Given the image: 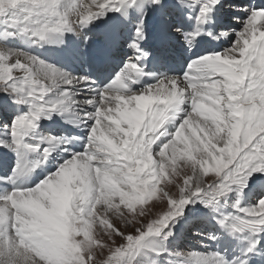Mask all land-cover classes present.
Returning a JSON list of instances; mask_svg holds the SVG:
<instances>
[{"label": "bare ground", "instance_id": "1", "mask_svg": "<svg viewBox=\"0 0 264 264\" xmlns=\"http://www.w3.org/2000/svg\"><path fill=\"white\" fill-rule=\"evenodd\" d=\"M19 1H24L21 7L29 10L20 7L12 12L13 3L0 14V71L11 74L6 91L12 87L13 92L5 95L26 102L6 101L12 121L23 116V111L31 116L39 113L40 120H32L38 125L35 129L25 122L21 135L34 150H23L19 155L11 134L12 124L9 127L0 118L1 214L23 210L24 201L35 193L33 199L49 208L36 223L46 227L52 237L55 234L62 238L66 228L60 214L66 199L80 213L97 200L95 187L100 182L106 189L111 186L106 176L111 172L110 159H105V151L97 147L99 143L92 142V133L106 129L104 124L117 127L115 145H127L131 151L146 153L153 162L170 167L175 176L169 191L170 203L177 195L189 201L205 185V178L222 166L218 163L229 153L224 150L236 144L240 130L244 135L241 158L247 163L243 165L239 160V165L259 178L252 186L264 185V173L259 172L264 165H258L264 159V122L260 127L253 126L257 120L264 121V77L260 74L259 52L264 47V10L256 13L253 31L237 38L252 10L264 9V0H244L242 4L239 0H220L203 21L198 17L205 0H162L159 5L152 0L137 1L87 25H81L72 12L64 17L65 25L61 16L45 9L36 12L34 1L16 2ZM91 3L92 0H61L58 11L64 13L72 4L81 7ZM242 9L244 18H239ZM37 14L45 17L39 24L35 22ZM58 26L61 30L53 32ZM138 29H142V37L137 35ZM40 32L47 38L42 40L37 34ZM243 61H249L254 73L249 72L242 81L232 79L241 75L235 69L244 67ZM192 62L194 67L189 68ZM128 63L140 67L142 74L129 72L120 83H111ZM98 64H102L100 70ZM30 100L35 104L30 106ZM237 109L239 115L234 114ZM212 120L214 130L209 124ZM47 130L55 133L46 135ZM161 147L177 168L167 166L165 158L155 154ZM119 158L124 157L120 154ZM115 165L132 167L119 162ZM152 166L157 165H146ZM101 167L107 169L106 175ZM244 191L250 193L247 187ZM123 193L119 187L113 195L122 197ZM103 198L108 209L123 211L122 200ZM151 203L150 210L158 211L157 204L165 201L154 196ZM216 210L226 209L218 203ZM204 215L216 225V231L202 244L203 249L192 258H181L180 264H264V206L254 215L250 227L220 223L221 219L212 212ZM51 217L53 221H49ZM7 222H0V264H36L35 250L27 247L34 242L31 235L17 241L14 237L8 239L3 236V231L10 228ZM25 229L28 230L26 226ZM32 229L39 231L36 226ZM59 245L62 247V241ZM47 247L40 248L45 255L60 251ZM35 253L40 255L39 251Z\"/></svg>", "mask_w": 264, "mask_h": 264}, {"label": "rangeland", "instance_id": "2", "mask_svg": "<svg viewBox=\"0 0 264 264\" xmlns=\"http://www.w3.org/2000/svg\"><path fill=\"white\" fill-rule=\"evenodd\" d=\"M16 1L0 0V14L6 12L7 7L13 3L11 5L13 7L12 12H15V9L20 8L21 3L24 2ZM32 1L35 2V0ZM137 1L144 2L147 0ZM239 2L242 4L244 0H239ZM225 8L233 9L227 6ZM21 9L28 11L29 7H21ZM43 9V7H37L36 5L34 7V10L39 13ZM239 15V18H244L243 9ZM44 20L45 17L41 14L35 16L37 24ZM234 38L235 36L233 35L231 40H234ZM10 77V73L0 71V100L2 94H4V101L0 103L5 105L0 106V118L10 124L9 127L12 124L13 128L14 122L10 117L11 109L7 106L6 101L15 99L5 95L10 93V91L13 92L12 87L6 91L9 86L8 83L12 81ZM14 103H17L16 100ZM29 104L32 106L35 102L30 100ZM22 114L30 116L29 120H34L28 111H23ZM263 122L262 120H257V122L253 123V126L260 127ZM209 124H211L210 128L214 130V120L210 121ZM103 127H106V129H95V132L98 131V133H92L95 136L92 142L96 145L106 142L100 146L97 145V147L105 151L104 155L107 156L105 159H110L109 164L112 166H109L108 170H111L112 173L107 174L106 168L101 167V170L105 169V175L107 174L106 176L110 178L111 182L109 185L111 186L106 189L105 186H100L102 185V182H100L99 187H95L98 188L96 191L99 193L94 199L97 200L93 201L90 206L84 208L83 212L81 211L80 213L70 203L67 204L66 199L65 208L60 214V218L66 228L62 238H60V235L55 234L52 237L50 233H46V227L36 223L45 215L44 212L47 208L33 199L35 193H31L27 200L24 201L26 208L23 210L6 211L4 215L0 213V222L7 220V224L10 227L3 231V236L9 237L8 239L14 237L13 239L17 241L19 238H26L31 235L34 242L29 243L27 247L35 250V252H40L39 255V253L32 251L37 257L36 264H180L181 258H192L197 250L203 249L204 246L202 244L207 241L208 237L211 239L216 231V225L204 215V212H212L226 223L233 222L245 227H250L254 224V215L261 210L264 204V185L259 183L252 186L253 182L259 178L253 177V174L248 173L244 166L239 165V160L243 165L247 163L246 159L241 158L244 145V143H241L244 137L241 130L239 131L236 144L231 148L226 147L227 149L224 150V153H229L218 163V165L222 166L215 171L213 176L205 178V185L194 193L187 203L178 195V198L174 199L173 203H170L171 195L169 191L175 178L174 174L172 175L171 171H169L170 167H168L169 169L166 166L163 167L164 164L160 161L159 163L153 162V158L151 159L150 155L148 156L146 153L131 151L127 145H115L113 137L118 133L117 127H109L105 124ZM45 132L46 135L48 132L55 133L49 130ZM65 134L69 135L68 133ZM93 143H91V147L95 149ZM105 145L108 147H105ZM162 149L163 147L155 154L162 155L161 158H165L164 161L168 164L167 166L171 165L177 168L178 165L177 167L172 165L174 160L167 156V153L164 152L165 149ZM120 154L124 158H119ZM98 157L101 156L98 155ZM118 162L125 166L131 165L132 167H130L133 169L115 165ZM42 165H47V163H42ZM86 165H89L87 161ZM101 165L103 164L101 163ZM146 165L157 166L148 168ZM258 165H264V159ZM136 166L138 170L135 169ZM259 168L260 171H264V166ZM209 172L210 170L207 171V175L210 174ZM47 184H45V188ZM119 187L124 192L122 197L113 195L118 191ZM246 187L250 189L249 194L244 191ZM95 188H92V192H94L93 189ZM101 190H105L103 191L105 193L100 194ZM202 192L205 193L204 196L201 195ZM217 193L220 194L217 195ZM227 194L229 195L226 196ZM53 196L54 199H57L56 194ZM103 196L112 197L114 202L122 200L123 203H121L120 209L123 211L108 209L104 204ZM154 196H159L161 200L165 201L162 205L160 203L157 204L158 211L155 208L154 211L150 210L152 208L151 200L152 198L154 199ZM202 200H205V202L210 200L211 204L207 205ZM218 203H221L226 210L217 211ZM51 209L53 210V208ZM52 218L49 221H53ZM24 226L28 230H24ZM35 226L39 231L32 229ZM157 229H159L158 232L156 231ZM56 231L59 232L58 230ZM169 232L172 233L171 236L168 235ZM60 241L63 243L62 247L59 245ZM46 244L49 249L60 248L59 253L57 255H50L51 253L45 255V252L40 248ZM84 244H87V246Z\"/></svg>", "mask_w": 264, "mask_h": 264}, {"label": "snow or ice", "instance_id": "3", "mask_svg": "<svg viewBox=\"0 0 264 264\" xmlns=\"http://www.w3.org/2000/svg\"><path fill=\"white\" fill-rule=\"evenodd\" d=\"M30 2H31V0H26V3H30ZM136 2H137V0H92L91 4H84L81 7H77L75 4H72L68 11H65L64 13H60L58 11V6L60 5L61 0H35V4L37 7H43L46 12H48L52 15L61 16L63 24H65V25L67 24V20L64 19V17L68 16L69 12L74 13L78 17L81 25H87V24L91 23L94 19L105 15L109 11L118 12L121 10V8H123L125 6L135 5ZM152 2L154 4L159 5L160 3H162V0H152ZM219 2H220V0H205V2L202 4L198 20H200V21L205 20L207 14L212 10L213 6L218 4ZM93 7H95L97 10L93 11L92 10ZM259 10H264V9L252 10L250 18L246 21L245 27L243 28V30L238 33L237 38L242 39L246 33H250L251 31H253V29H254L253 22L255 20L256 13ZM60 30H61V26H58V27L52 29L53 32L60 31ZM37 34L40 35L42 40L47 38L46 34L43 32H40ZM137 35L142 37V35H143L142 29L137 30ZM132 46L134 48H137V49L139 47L137 44H133ZM190 67H194L193 62L189 65V68ZM129 72H134L137 75H140V74H142V69L134 63H128L126 65L124 71L121 72V74L118 75L111 83H120L122 77L126 73H129ZM84 79L86 80L87 78H84ZM69 83H71V81H69ZM6 87H7V85H6ZM16 102L20 103V104L26 103L23 99L17 100ZM32 116L34 117L35 121L40 120V114L39 113H32ZM26 121L28 122V125L32 129H35L38 126L32 120H29L28 115L20 116L15 120L11 134L13 137V142L17 147V152L19 155H21L23 150H34V149H31V147L25 143V141L21 135V130L25 127ZM24 135H26V133ZM45 151H47V149H45ZM260 172H264V171H260ZM249 178H248V180H249ZM219 194L220 193H217V195H219ZM201 195L204 196L205 193L202 192ZM202 201L205 202V200H202ZM185 203H187V201H185ZM205 203L207 205H210L211 201L209 200ZM262 206H264V205H262ZM184 209H183V211H184ZM224 222L225 221H223V220L220 221V223H224ZM156 231L158 232L159 229H157ZM168 235L171 236L172 233L169 232ZM250 251H252V250H250ZM193 255H195V253Z\"/></svg>", "mask_w": 264, "mask_h": 264}, {"label": "clouds", "instance_id": "4", "mask_svg": "<svg viewBox=\"0 0 264 264\" xmlns=\"http://www.w3.org/2000/svg\"><path fill=\"white\" fill-rule=\"evenodd\" d=\"M261 40H264V36L261 37ZM259 52H260V64H261L260 74H261L262 77H264V47H261L259 49ZM241 63L244 65V67L235 69V71L240 72L241 75L231 77L234 80L242 81L246 74H248L249 72H253L254 73V70L248 66L249 65V61H243ZM213 87H216V85H213ZM228 87L232 88L233 86L232 85H228ZM262 99H264V96H262ZM234 114L239 115L240 114L239 109H237V111ZM185 123H187V121H185ZM182 127H183V125L181 126V128ZM235 127L238 129L240 127V125L237 124Z\"/></svg>", "mask_w": 264, "mask_h": 264}]
</instances>
